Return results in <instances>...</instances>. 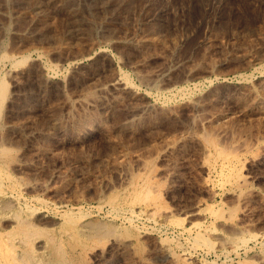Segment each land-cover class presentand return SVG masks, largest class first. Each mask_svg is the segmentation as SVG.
Returning a JSON list of instances; mask_svg holds the SVG:
<instances>
[{
    "label": "rangeland",
    "instance_id": "1",
    "mask_svg": "<svg viewBox=\"0 0 264 264\" xmlns=\"http://www.w3.org/2000/svg\"><path fill=\"white\" fill-rule=\"evenodd\" d=\"M1 80L0 238L264 264V0H0Z\"/></svg>",
    "mask_w": 264,
    "mask_h": 264
},
{
    "label": "bare ground",
    "instance_id": "2",
    "mask_svg": "<svg viewBox=\"0 0 264 264\" xmlns=\"http://www.w3.org/2000/svg\"><path fill=\"white\" fill-rule=\"evenodd\" d=\"M8 93V84L4 81H0V99H4ZM214 144V142H213ZM246 181V180H245ZM243 182V181H242ZM150 183V182H149ZM239 184V183H238ZM243 184V183H242ZM143 189V188H142ZM152 189V188H151ZM145 190V189H143ZM149 190V189H148ZM149 190L148 192H150ZM153 191V190H152ZM150 194V193H148ZM152 194V193H151ZM157 194V192H156ZM141 195V193H140ZM147 196V193L146 195ZM152 196V195H151ZM157 196V195H156ZM160 199V195L158 196ZM139 198H141L139 196ZM148 198V197H147ZM157 198V197H156ZM149 200V199H148ZM155 201V200H154ZM160 201V200H159ZM115 205V204H114ZM18 219V217L16 216ZM23 223V222H22ZM20 224V223H19ZM24 224V223H23ZM29 224V223H26ZM36 225V224H35ZM8 232V231H7ZM6 232V233H7ZM38 232V230L36 231ZM34 232V233H36ZM2 233V232H1ZM0 233V235H2ZM4 233V232H3ZM23 233V232H22ZM32 233V234H34ZM41 235V234H40ZM43 235V234H42ZM31 237V236H30ZM49 234L48 240L45 243L44 251H38L37 249L30 247L26 250L19 251L12 242L11 239L0 238V257L5 259L6 264H44L47 260L44 257L46 251H51L54 256L61 255L63 250V245L58 242L55 238H52ZM25 238V237H24ZM29 240V239H28ZM24 243V242H23ZM32 246V245H30ZM63 257V256H62ZM45 258V259H44ZM64 258V257H63ZM73 260V259H72ZM77 260V259H76ZM63 261V260H62ZM68 261L67 258L64 259L65 264ZM76 263V262H75ZM79 263V262H78ZM69 264V263H68ZM71 264V263H70Z\"/></svg>",
    "mask_w": 264,
    "mask_h": 264
}]
</instances>
